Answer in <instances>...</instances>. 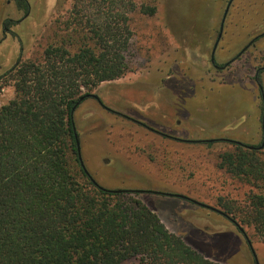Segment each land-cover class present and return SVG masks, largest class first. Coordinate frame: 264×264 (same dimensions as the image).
<instances>
[{
    "label": "rangeland",
    "instance_id": "rangeland-1",
    "mask_svg": "<svg viewBox=\"0 0 264 264\" xmlns=\"http://www.w3.org/2000/svg\"><path fill=\"white\" fill-rule=\"evenodd\" d=\"M228 1L133 0L137 8L154 6L155 13L137 9L130 15L131 71L92 90L113 112L88 97L74 118L83 165L99 185L144 191L137 197L166 228L210 259L255 264L249 240L258 264H264V242L240 222L238 212L225 216L196 203L223 213L224 203L242 208L255 188L219 169L217 154L230 148L226 140L264 150V0H231L215 63L229 61L257 39L219 69L210 57ZM27 2L28 11L14 0H0V74L21 54L23 59L40 54L73 0ZM5 19L12 21L8 31ZM13 96V87L1 83L0 105Z\"/></svg>",
    "mask_w": 264,
    "mask_h": 264
},
{
    "label": "trees",
    "instance_id": "trees-1",
    "mask_svg": "<svg viewBox=\"0 0 264 264\" xmlns=\"http://www.w3.org/2000/svg\"><path fill=\"white\" fill-rule=\"evenodd\" d=\"M14 1L28 11L27 0ZM138 7L73 0L40 54H21L0 74L14 89L0 105V264H225L169 231L138 193L99 185L79 160L74 111L100 83L131 71L130 15L155 13ZM226 141L216 166L255 191L242 208L224 203L223 211L238 212L264 242V150Z\"/></svg>",
    "mask_w": 264,
    "mask_h": 264
},
{
    "label": "water",
    "instance_id": "water-1",
    "mask_svg": "<svg viewBox=\"0 0 264 264\" xmlns=\"http://www.w3.org/2000/svg\"><path fill=\"white\" fill-rule=\"evenodd\" d=\"M230 2H231V0H229V1L227 2V5H226V7H225L224 14H223V17H222V22H221V25H220V32L218 33L217 40H216V42H215V44H214V46H213V50H212V54H211V60H212V61H214V59H213V53H214L215 47H216V45H217V41H218L219 37L221 36V30H222V26H223V21H224V19H225L226 14H227V11H228V8H229V4H230ZM90 96L94 97L95 99H98V96H97L96 94L91 93ZM263 109H264V97H263ZM263 111H264V110H263ZM262 136H263V138H264V112H263V116H262ZM75 140H76V147H77V151H78L79 160H80V162H81V164H82V166H83V162H82L81 154H80L79 138H78L77 135H75ZM212 140H213V139H207V140H189V141H191V142L205 141V142H206V141H212ZM262 145H263V142H262ZM262 145H261V146H262ZM86 171H87V170H86ZM113 191H116V192H135V193H141V192H144V191H141V190H129V189H115V190H113ZM153 192H155V191H153ZM169 195H175V196H179V197L185 198V196L180 195V194H169ZM196 203H197L198 205L202 206V207H206V208H208V209H210V210L217 211V212H219V213H221V214H223V215L226 216L225 213H223L222 211H220V210H218V209H216V208H214V207H211V206H209V205H207V204H204V203H198V202H196ZM240 230H241V229H240ZM247 241H248V243H249V245H250V247H251V244H250L249 240H247ZM251 250H252V253H253V256H254V259H255V264H258L257 259H256V255H255V253H254L252 247H251Z\"/></svg>",
    "mask_w": 264,
    "mask_h": 264
},
{
    "label": "flooded vegetation",
    "instance_id": "flooded-vegetation-1",
    "mask_svg": "<svg viewBox=\"0 0 264 264\" xmlns=\"http://www.w3.org/2000/svg\"><path fill=\"white\" fill-rule=\"evenodd\" d=\"M256 39H257V37H254V38H252L251 40H249L248 41V43L243 47V48H241V50L234 56V57H232L229 61H227V62H225V63H223V64H221V65H218V64H216L215 63V61H212L211 60V57H210V63L215 67V68H219V69H223V68H226L232 61H233V59H235V58H237V56H240L242 53H244L246 50H247V48L249 47V46H252L253 44H254V42L256 41ZM257 72H258V70L256 71V73H255V75H254V79L256 78V76H257ZM97 100V102L99 103V104H101V101H100V99L98 100V99H96ZM139 123H141L142 125H144L143 124V122H141V121H138ZM225 139V138H224Z\"/></svg>",
    "mask_w": 264,
    "mask_h": 264
},
{
    "label": "crops",
    "instance_id": "crops-1",
    "mask_svg": "<svg viewBox=\"0 0 264 264\" xmlns=\"http://www.w3.org/2000/svg\"><path fill=\"white\" fill-rule=\"evenodd\" d=\"M212 50H213V48H212ZM211 54H212V51H211ZM94 94V93H93ZM97 95V94H96ZM98 96V95H97ZM94 98V97H93ZM98 98H99V96H98ZM99 104V103H98ZM100 106H102L104 109H106V110H109V111H111V112H113L111 109H109V108H107L106 106H104L102 103L101 104H99V107ZM75 119V118H74ZM132 119V118H131ZM134 120V119H133ZM136 121V120H135ZM75 123H76V121H75ZM144 124V126H146V127H148L149 129H152V130H155L154 128H152V127H150V126H148V125H146L145 123H143ZM77 131H79V129H77ZM155 131H157V130H155ZM80 134V133H79ZM176 138V137H175ZM183 141H186V142H191V141H189V140H185V139H182ZM88 172V171H87Z\"/></svg>",
    "mask_w": 264,
    "mask_h": 264
}]
</instances>
